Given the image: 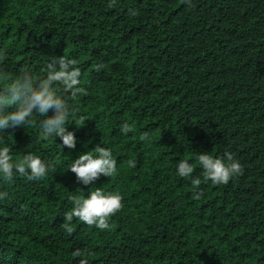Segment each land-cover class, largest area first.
Returning <instances> with one entry per match:
<instances>
[{
  "label": "trees",
  "instance_id": "1",
  "mask_svg": "<svg viewBox=\"0 0 264 264\" xmlns=\"http://www.w3.org/2000/svg\"><path fill=\"white\" fill-rule=\"evenodd\" d=\"M107 4L0 0V66L42 79L50 60L64 56L77 61L88 92L71 102L74 149L43 139L39 116L5 130L14 160L32 152L55 170L40 181L0 178L8 193L0 264H264V0ZM97 146L111 149L117 174L82 185L68 168ZM201 152L232 153L243 175L226 185L204 181ZM180 160L201 178V199L192 177L177 174ZM96 187L119 191L122 211L104 231L74 218L69 236L61 227L69 197ZM76 248L94 254L74 257Z\"/></svg>",
  "mask_w": 264,
  "mask_h": 264
},
{
  "label": "clouds",
  "instance_id": "2",
  "mask_svg": "<svg viewBox=\"0 0 264 264\" xmlns=\"http://www.w3.org/2000/svg\"><path fill=\"white\" fill-rule=\"evenodd\" d=\"M183 4L191 8L192 0H181ZM117 6V0H108L107 7ZM135 16L138 12L130 10ZM3 55V53H0ZM77 61L64 56L53 57L46 66V76L37 79L30 70L25 69L20 74L13 75L0 66V178L11 183L16 174L26 176L29 181H40L50 171L55 170L51 161H45L40 156L27 152L14 160L8 146L4 132L8 129L23 128L32 124L35 117L39 116L40 134L43 139L53 136L59 137L62 146L69 150L76 146V137L72 131L67 130L69 118L74 116L75 109L72 101L78 97L88 95L87 89L81 86V70L76 66ZM103 63L94 65V70L100 72L104 69ZM52 115H48L49 112ZM81 116L79 123L84 124ZM121 133L127 134L133 131V126L125 122L121 125ZM147 132L140 136L142 141L149 139ZM95 155L90 152L80 154L68 168L75 174L76 180L82 185H90L101 176L110 178L117 174V160L113 157L109 148L97 146ZM197 160L203 171V180L211 181L216 185H226L234 177L243 175L244 168L230 152H225L222 157L201 152ZM128 167L134 168L136 161L129 160ZM194 167L187 160L177 163V174L180 177H192L193 195L199 200L204 195L200 189L201 178L193 176ZM8 199V193L0 191V200ZM72 207L63 216V230L70 236L74 232L72 222L75 219L89 227H95L101 231L109 230L110 218L122 211L124 207L123 196L119 191H105L96 187L87 195L81 191L80 195L70 196ZM94 253L87 249L76 248L74 257H86ZM79 264H88V260L82 258Z\"/></svg>",
  "mask_w": 264,
  "mask_h": 264
}]
</instances>
